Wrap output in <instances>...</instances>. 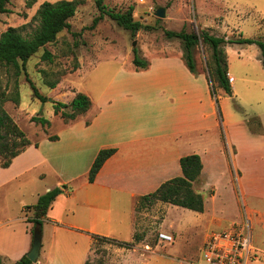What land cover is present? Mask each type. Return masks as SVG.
Instances as JSON below:
<instances>
[{
    "label": "rangeland",
    "instance_id": "1",
    "mask_svg": "<svg viewBox=\"0 0 264 264\" xmlns=\"http://www.w3.org/2000/svg\"><path fill=\"white\" fill-rule=\"evenodd\" d=\"M58 1L62 0H37L28 8L25 0H11L7 6L9 12L0 14V36L13 27L30 37L39 25L37 12L41 4ZM105 4L108 11L121 13L133 7L134 19L144 28L133 35L107 15L93 27L100 12L94 0H84L70 20V30L63 31L54 43L40 49L25 67L20 64V73L12 66H0L2 90L10 99L4 104L5 110L32 143H40L38 151L25 159L40 163L43 157L48 160L35 171L36 179H32L31 174L22 184L13 183L0 190V218L24 216L23 209L37 203L36 195L43 194L47 185L53 188L59 180L67 186L68 192L78 190L77 197H81L91 160L97 149L110 141L104 140L105 131L111 135L112 142L135 132L143 145L146 141L157 144L161 137L165 140L168 137L170 145H176L180 154L195 153L202 158L205 173L195 182L194 189L204 196V213L160 202L139 210L136 207V234L143 242L130 250L113 243L94 242L91 262L118 264L123 254L139 247L176 264H180V260L184 264L199 262L207 236L235 223H244L246 213L252 246L256 250L252 255L257 256L252 257L249 264H264V225L258 224L256 217L250 214L241 192V177L231 168L236 163L242 168L241 147L247 133L259 125V121L250 119L264 113V67L260 49L258 46H226L228 68L236 79L237 90L236 94L228 95L218 87L212 74L211 49L202 41L195 48L197 71L209 77L218 122L216 127L214 115L203 101L201 111L210 114L203 123L210 127L201 133L188 130L191 122L188 118L181 120L166 110L167 100L161 90L149 85L153 75L147 70L138 71L133 64L134 49L150 63L159 57L178 59L179 53H183V44L178 39H167L165 30L184 29L196 34L209 30L227 39H239L241 35L264 38V0H105ZM160 8L167 10L165 18L156 16ZM202 21L211 28L204 27ZM45 52L51 54L50 60L43 59ZM26 75L40 94L49 98L48 102L42 103L34 96ZM52 83H57L55 89H50ZM77 93L86 94L97 106L111 100L115 105L110 111L111 119L89 131L84 127L92 114L81 115L74 122H66L61 113L55 114V101L70 103ZM35 116L49 119L51 126L34 123L32 117ZM49 135H58L60 140L49 141ZM231 141L239 151V160ZM213 190L218 196L216 200L211 198ZM72 203L78 204V201ZM30 211L32 209H26ZM29 215L33 216L32 212ZM111 218L110 229L121 233L123 240L131 241L130 232L120 226L125 217L112 215ZM219 223L222 228L218 227ZM100 227H104L101 228L104 231L108 228L107 224ZM161 233L171 235L173 241L161 242ZM5 264L11 263L6 261Z\"/></svg>",
    "mask_w": 264,
    "mask_h": 264
},
{
    "label": "crops",
    "instance_id": "2",
    "mask_svg": "<svg viewBox=\"0 0 264 264\" xmlns=\"http://www.w3.org/2000/svg\"><path fill=\"white\" fill-rule=\"evenodd\" d=\"M224 19L226 23L227 20ZM202 22L204 27H207L206 22ZM182 56L183 53H179L178 59L169 56L153 60L147 69V73L153 75V82L149 85L161 90L167 100L165 108L171 115L181 120L188 118L191 121L188 130L201 133L210 127L203 123L210 118V114L201 111L203 101L206 102L207 107H210L211 115L213 114L215 118L214 125L217 127L216 103L211 95L209 77L200 73L192 74L182 60ZM229 74L232 76L230 71ZM235 83L236 79L232 83L233 94L237 93ZM95 106L97 105L92 102V107L87 112L92 115L86 122L85 130L97 129L106 119H111L110 111L115 107L111 100L106 102V105L99 103L96 109ZM250 120L259 121V125L251 133H247L246 140L241 147L242 168L237 163L234 164L235 166L232 164L231 168L232 172L234 170L241 177V192L247 201L250 214L256 217L258 224L264 225V113ZM51 136L58 135H49V141H51ZM103 138L110 141L97 149L88 166V174L100 150L116 148L117 152L105 163L93 183H90L88 178L86 179L82 186L81 197L79 195L77 197L78 190L68 192L64 189L62 180H59L53 188L49 185L45 187L43 194L57 186L64 189V192L56 198L47 213L43 225L40 257L33 264H85L92 253L94 235L121 242H133L136 234L135 208L140 197L155 192L163 183L175 178L174 175L182 176L180 159L188 155L180 154L176 145L171 146L168 137L166 140L161 137L157 144L153 142L150 144L146 141L145 145L142 144V139L136 138L135 132L118 142H112L111 135H107L106 131ZM59 140L60 137L57 141ZM36 143L16 157L9 168L0 167V190L13 183L22 184L31 174H33L31 178L36 179L35 171L41 163L48 162L43 156H41L43 157L41 163L25 159L29 154H35L38 151L36 148H39V145L36 147ZM231 144L234 145L232 141ZM234 147L236 160H239V151L235 145ZM172 173H174L173 176L170 175ZM203 173H205V165L200 178L204 176ZM213 192L211 198L216 200L218 196L216 191L213 190ZM43 194L36 195L37 202ZM74 200H77L78 204L72 203ZM26 209H23L24 216L22 217L3 216L0 218V257L3 264L6 261L17 264L32 249L34 225L28 219L34 217V210L28 213ZM79 209L82 213H79ZM31 212L33 216L29 215ZM112 215L125 217V222L122 221L120 226H125L127 232H130L131 241L123 240L121 233L110 229L113 222ZM103 224L108 226L105 231L101 229L104 227H100ZM218 227L222 228L223 225L219 223ZM230 227L231 225L222 230ZM118 264H176V262L167 261L159 254H153L139 247L123 254ZM180 264L184 263L180 260Z\"/></svg>",
    "mask_w": 264,
    "mask_h": 264
},
{
    "label": "trees",
    "instance_id": "3",
    "mask_svg": "<svg viewBox=\"0 0 264 264\" xmlns=\"http://www.w3.org/2000/svg\"><path fill=\"white\" fill-rule=\"evenodd\" d=\"M28 8H32L37 0H25ZM100 12L93 23V27L97 26L100 21L107 15L115 21L123 29L130 31L136 35L144 28L141 22L134 19V8L130 7L126 13L108 11L105 0H94ZM11 0H0V14L9 12L7 8ZM84 4V0H62L56 3L44 2L41 4L37 16L39 25L30 37H25L18 28L10 27L0 36V66H12L20 73L21 65L25 67L26 63L46 45L54 43L59 34L65 30H70V20L75 17L79 6ZM149 28V27H146ZM164 34L167 39H178L183 44L182 60L192 74H197V63L194 56L195 48L202 41L211 51L213 63V76L218 84V87L225 91L226 94H233V87L229 81L228 74V54L226 52L227 45L250 46L256 45L261 51V62L264 67V38H244L227 39L213 35L209 30H202L200 34L190 33L186 30L172 31L165 30ZM51 54L45 52L43 59L50 60ZM133 64L138 71L149 69L151 63L148 60L142 59L138 50L134 49ZM27 76V82L30 83L33 89L34 96L42 103L49 101V98L40 94L34 86L31 79ZM57 83H52L50 89H55ZM214 93V90H213ZM10 101L8 96L2 90L0 76V167L3 169L9 168L13 160L25 152L33 145L26 134L18 128L13 118L4 108V104ZM92 107V100L84 93H77L70 103L55 101V114H62L66 122L75 121L81 115L86 114ZM69 110V111H67ZM32 121L40 124L43 127H50L51 121L45 117L35 116ZM89 124V123H87ZM58 136H51V141H57ZM38 143L35 144L38 147ZM117 152L116 148L102 149L97 154L88 174V181L93 183L105 163L113 157ZM182 176L175 177L163 183L155 192L140 197L137 202V210L150 207L156 203L170 204L185 208L194 212L204 213L205 199L201 193L194 189V183L197 182L203 172L204 164L202 158L198 154H192L180 159ZM67 189V186H64ZM61 187H56L49 192L41 195L38 202L34 206H27V209L34 210V217L28 221L33 223L34 228L37 225L43 227L44 220L51 208L52 203L56 198L64 192ZM33 228V230H34ZM32 230V234H33ZM93 239L97 242L113 243L120 248L133 249L135 245L143 240L138 234H135L134 241L131 243L121 242L115 239L100 237L94 235ZM0 264H3L0 257ZM17 264H33L24 255ZM85 264H105L103 261L97 260L91 262L87 260Z\"/></svg>",
    "mask_w": 264,
    "mask_h": 264
},
{
    "label": "built area",
    "instance_id": "4",
    "mask_svg": "<svg viewBox=\"0 0 264 264\" xmlns=\"http://www.w3.org/2000/svg\"><path fill=\"white\" fill-rule=\"evenodd\" d=\"M143 2V0H141ZM230 83L234 77L228 74ZM160 241L172 242L171 235L161 233ZM256 251L252 246L251 229L245 213L244 223H235L229 229L210 233L202 248L199 262L190 264H249L250 259L257 258L252 253Z\"/></svg>",
    "mask_w": 264,
    "mask_h": 264
},
{
    "label": "water",
    "instance_id": "5",
    "mask_svg": "<svg viewBox=\"0 0 264 264\" xmlns=\"http://www.w3.org/2000/svg\"><path fill=\"white\" fill-rule=\"evenodd\" d=\"M167 10L165 8H160L156 12V16L160 18L166 17ZM136 45V43H134ZM51 100V99H50ZM64 188V187H63ZM43 244V227L40 225L35 226L33 230V245L31 251L27 254L28 258L32 263H36L40 257L41 249Z\"/></svg>",
    "mask_w": 264,
    "mask_h": 264
}]
</instances>
